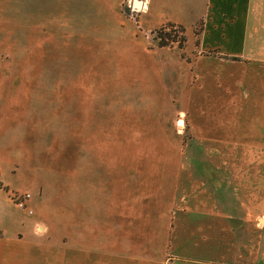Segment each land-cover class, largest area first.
Instances as JSON below:
<instances>
[{
	"label": "rangeland",
	"instance_id": "1",
	"mask_svg": "<svg viewBox=\"0 0 264 264\" xmlns=\"http://www.w3.org/2000/svg\"><path fill=\"white\" fill-rule=\"evenodd\" d=\"M134 1L0 0V33L17 56V71L32 73L38 99L42 91V116L38 103L36 110V119L46 121L42 216L54 218L56 195L70 192L74 160L91 166L94 183H119L129 169L135 171L134 183L144 185L147 199L166 190L161 184L172 195L189 183L188 197L200 200L214 186L219 166L238 165L241 211L259 216L256 224L262 227L264 64L245 63L250 73L245 67L232 75L231 70L213 75L215 64L201 71L205 59L197 63L187 42H197L203 24L187 30L168 23L146 30L151 25L141 27L142 12ZM158 2L153 0L151 15ZM149 16L142 18L147 22ZM21 76L17 85L27 83ZM221 150H233L234 156ZM193 203L185 211L177 203L171 209L174 218L197 215L200 205ZM181 230H176L172 250L188 259L200 244H210L200 227ZM259 241L256 232V251ZM240 255L243 263L257 253L241 250Z\"/></svg>",
	"mask_w": 264,
	"mask_h": 264
},
{
	"label": "crops",
	"instance_id": "2",
	"mask_svg": "<svg viewBox=\"0 0 264 264\" xmlns=\"http://www.w3.org/2000/svg\"><path fill=\"white\" fill-rule=\"evenodd\" d=\"M148 2L134 1L142 12L141 27L151 25L146 30L168 23L187 30L203 24L197 42H187V52L197 63L205 59L201 71H210L215 64L213 75L229 70L232 75L237 68H245V63L264 64V0H159L152 15L153 0ZM143 15H150L147 22ZM3 35L0 33V264H264V225L256 224L261 221L259 216L241 211L238 165L219 166L214 186L200 200L185 191L189 183L172 195L161 184L166 190L147 199L144 185L134 183L138 179L135 171L129 169L119 183H94L91 166L86 162L76 165L74 160L70 192H58L52 202L54 218H44L47 171L41 142L46 137V121L44 125L36 119L37 103L42 116V91L38 99V83L32 73L17 71V56ZM209 51L219 55L203 54ZM19 74L27 83L20 80L17 85ZM226 152L234 156L233 150H221ZM261 186L264 189V180ZM251 191L255 198L254 189ZM23 193L31 195L26 209L12 200L13 195ZM193 201L200 205L197 215L174 218L171 209L177 203L182 211ZM191 227H200L203 239L211 241L193 249L195 256L188 259L181 250H172V241L177 228L184 233ZM246 236L247 242H241ZM241 250L257 253V260L239 262Z\"/></svg>",
	"mask_w": 264,
	"mask_h": 264
},
{
	"label": "built area",
	"instance_id": "3",
	"mask_svg": "<svg viewBox=\"0 0 264 264\" xmlns=\"http://www.w3.org/2000/svg\"><path fill=\"white\" fill-rule=\"evenodd\" d=\"M31 199V195L29 193H23V194H15L12 197L13 202L15 205L18 206L20 209H26L27 208V202ZM32 213V211H30Z\"/></svg>",
	"mask_w": 264,
	"mask_h": 264
},
{
	"label": "trees",
	"instance_id": "4",
	"mask_svg": "<svg viewBox=\"0 0 264 264\" xmlns=\"http://www.w3.org/2000/svg\"><path fill=\"white\" fill-rule=\"evenodd\" d=\"M169 26L172 27L173 25H169ZM164 29H165V28H163V30L161 29V34H162V31H164ZM181 29H182V32L185 33V29H184L183 27H181ZM160 38H161V36H160ZM160 38H159V39H160ZM184 41H185V39H184ZM160 46H161V47H164L165 45H163V43H161ZM0 236H1V234H0Z\"/></svg>",
	"mask_w": 264,
	"mask_h": 264
},
{
	"label": "bare ground",
	"instance_id": "5",
	"mask_svg": "<svg viewBox=\"0 0 264 264\" xmlns=\"http://www.w3.org/2000/svg\"><path fill=\"white\" fill-rule=\"evenodd\" d=\"M137 7V6H136ZM140 6L138 5V8H139ZM181 124H182V121L180 122Z\"/></svg>",
	"mask_w": 264,
	"mask_h": 264
},
{
	"label": "water",
	"instance_id": "6",
	"mask_svg": "<svg viewBox=\"0 0 264 264\" xmlns=\"http://www.w3.org/2000/svg\"><path fill=\"white\" fill-rule=\"evenodd\" d=\"M179 122H181V121H179Z\"/></svg>",
	"mask_w": 264,
	"mask_h": 264
}]
</instances>
